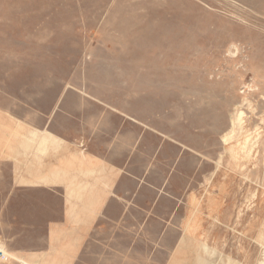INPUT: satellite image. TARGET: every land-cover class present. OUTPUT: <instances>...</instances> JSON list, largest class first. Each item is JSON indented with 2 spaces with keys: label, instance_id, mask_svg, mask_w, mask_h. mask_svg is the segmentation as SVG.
<instances>
[{
  "label": "rangeland",
  "instance_id": "1",
  "mask_svg": "<svg viewBox=\"0 0 264 264\" xmlns=\"http://www.w3.org/2000/svg\"><path fill=\"white\" fill-rule=\"evenodd\" d=\"M92 98L148 147L154 134L195 148L229 202L209 244L264 262V0H0V264H54L57 199L12 187L47 180L50 121L71 130Z\"/></svg>",
  "mask_w": 264,
  "mask_h": 264
},
{
  "label": "crops",
  "instance_id": "2",
  "mask_svg": "<svg viewBox=\"0 0 264 264\" xmlns=\"http://www.w3.org/2000/svg\"><path fill=\"white\" fill-rule=\"evenodd\" d=\"M88 103L96 110L67 114L71 130L64 123L58 133L50 121L47 134L61 145L48 151L47 180L32 173L12 187L47 189L57 199L48 228L54 264H76L83 250L87 264H250L235 243L215 245L214 234L209 244L207 226L221 221L229 202L195 148L154 134L148 147L151 134L135 129L131 116ZM26 257L46 264V252Z\"/></svg>",
  "mask_w": 264,
  "mask_h": 264
},
{
  "label": "bare ground",
  "instance_id": "3",
  "mask_svg": "<svg viewBox=\"0 0 264 264\" xmlns=\"http://www.w3.org/2000/svg\"><path fill=\"white\" fill-rule=\"evenodd\" d=\"M251 145V144H250ZM243 146V145H242ZM245 152V151H244ZM237 155V154H236ZM239 159V158H238ZM257 213H258V211H257ZM259 215V214H258ZM244 237V236H243ZM226 254V253H225ZM223 258V257H222ZM202 259V258H201ZM217 262V261H216ZM223 262V261H222Z\"/></svg>",
  "mask_w": 264,
  "mask_h": 264
},
{
  "label": "built area",
  "instance_id": "4",
  "mask_svg": "<svg viewBox=\"0 0 264 264\" xmlns=\"http://www.w3.org/2000/svg\"><path fill=\"white\" fill-rule=\"evenodd\" d=\"M2 255H3V254L0 252V257H2Z\"/></svg>",
  "mask_w": 264,
  "mask_h": 264
}]
</instances>
